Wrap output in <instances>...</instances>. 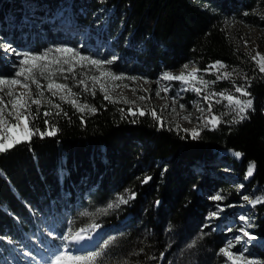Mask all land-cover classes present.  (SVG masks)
<instances>
[{
	"label": "trees",
	"instance_id": "obj_1",
	"mask_svg": "<svg viewBox=\"0 0 264 264\" xmlns=\"http://www.w3.org/2000/svg\"><path fill=\"white\" fill-rule=\"evenodd\" d=\"M25 1L40 18L67 9L68 21L99 38L106 58L116 53L114 69L154 79L182 65L202 71L220 61L240 72L253 103L246 119L204 127L194 139L153 119L152 110L160 116L153 106L144 116L129 115L125 104L105 100L81 69L74 70L61 81L95 112L77 111L63 100L54 102L59 109L39 106L30 127L44 131L47 119L55 135L41 139L37 133L0 153V239L11 243L6 234L14 226L23 230L21 218L32 221L33 210L46 208L60 214L57 232L65 226L70 234L96 224L107 227L110 238L93 264H207L223 246L222 235L202 224L208 191L223 190L239 200L218 170L231 165L243 179L246 165L254 163L243 186L264 185V75L227 29L234 21L264 25L258 16L264 0H0V33L11 30L10 20L21 15ZM33 19L38 28L23 27L29 39L36 29L53 39L47 20ZM3 64L0 50V74ZM229 80L217 81V89L230 91ZM37 107L31 105L34 115ZM44 111L52 115L45 118ZM223 150L238 152L241 160L220 154ZM133 193L135 199H129ZM253 213L262 239L254 248L262 257L264 216L257 207Z\"/></svg>",
	"mask_w": 264,
	"mask_h": 264
},
{
	"label": "rangeland",
	"instance_id": "obj_2",
	"mask_svg": "<svg viewBox=\"0 0 264 264\" xmlns=\"http://www.w3.org/2000/svg\"><path fill=\"white\" fill-rule=\"evenodd\" d=\"M24 3L25 9L21 11V15L12 17L10 20L11 30L4 34L0 33V50L3 54V65L5 67L2 71L4 73L0 74V79H22V77H14V73L19 70L17 62L22 56H17L14 53L6 54L4 51L6 44H10L22 54L29 53L43 55L44 53H49L51 56L53 55L51 52L52 49L55 47L66 46L71 47L74 52L79 53V55L86 56L90 59H96L97 61H108L116 58L115 52L112 53L110 58H106L103 52L104 46L100 44L97 36H94V34L87 29L68 21L66 18L68 12L67 9L65 11L63 8H60L55 11L51 17H43L41 15L40 18L39 14L34 13V10L36 9L31 3L28 1H25ZM34 16L37 18L39 17L40 23H44L47 20L54 31L55 36L53 39L45 40L39 29H34L35 32L31 33V38L29 39L28 32L24 31L23 27L25 25L35 24V27L38 28L39 22L33 19ZM258 16L264 18V10L260 11ZM18 23L20 24L19 26ZM227 29L233 36L238 48L248 55L251 61L255 64L257 70L264 75V72L260 71L259 63V58H264V25L250 26L241 21H234L228 25ZM55 55L57 58H60L61 56L69 58L71 64L75 66V70L81 69L84 73L85 79L98 89L103 96H109V100L125 104L128 108H131L134 111L139 109L145 112L153 106L154 108H157V111L160 113L159 121L167 123L174 129L187 130L189 134L192 133L193 129L200 131L205 127L202 123L203 119L213 114L220 116L222 122L233 123L234 113L225 107L227 101L213 103L212 113L207 111L208 104L203 101L201 97L212 91L218 93L223 91L218 90L215 84H210L208 88L201 93V96H198L196 92L191 90L180 91L183 85L179 81H167L161 79L165 74L179 76L182 72H191L193 68H196L195 66H188V68L185 69L184 65H182L180 68L170 69L165 74H161L154 79H148L140 75H132L126 71L114 69L108 63L92 65L87 63V61H81L79 57L72 58L69 54ZM254 57L257 59H254ZM216 62L220 61H215L210 65ZM41 63H43V61ZM52 67H56V65H52ZM63 67L67 69L69 65H63ZM102 72L105 74L101 75ZM224 72L231 73L228 77L230 79V91L224 90V92H231L236 96H239V93H235L233 84L243 85L245 88L243 76L238 70L229 69L227 67L220 69L219 72L213 71L212 75L216 78L217 75ZM67 74L70 73L57 72L54 79L57 82L63 83L61 80ZM199 74L203 75L205 80L214 81L211 80L207 74H204L203 71ZM36 75L41 84L44 85L45 97L52 101L50 104L46 100H42L40 106L45 107L46 109H53L55 100H61L59 98L60 94L58 93L57 96L53 97L51 92L47 91L46 87L49 78H42L39 71L36 72ZM113 76H118L120 79H113ZM45 77H47V72L45 73ZM93 77H96L97 79L94 81L92 79ZM102 85L104 91H101ZM165 86H169L171 89L167 95L161 91ZM8 87H10L14 93L25 92V89L19 86H7L5 87V92L8 90ZM31 88L33 95L35 96L36 86L31 85ZM157 91L160 92L159 96L156 95ZM5 92H0V95H5ZM63 95L66 97L63 101L72 104L71 102L75 100L79 102L80 107L85 106L84 103H81L75 97L76 95L70 96L66 91ZM172 96L176 97L175 103L169 98ZM141 97H144V99H141ZM5 98L8 99V97ZM217 99H219V97H217ZM241 99L247 100L251 98L245 96L241 97ZM181 104L184 105L183 110L180 108ZM87 109L88 108L85 107L84 111ZM199 109H204V111H200ZM5 115L7 116V113H5ZM185 117H187V119ZM7 119L12 123L16 122L11 116H8ZM208 127L211 128L212 126L209 125ZM17 135H19V133H17ZM235 153L238 152L233 150L220 151V154H228L240 161L241 155L236 156ZM251 164L252 163L246 165L243 172V179L237 174V171H235L231 165L222 167L218 170V174L224 180L228 181L229 185H232V187L237 190L239 200H233L223 190L218 189L208 191L207 200L209 206L203 216L202 224H208L211 231L215 228L216 230L213 232H218L222 235V247L227 248L228 242L232 241L233 237L241 234L239 232V227L244 224V221L239 219L240 215L243 214L244 216H247L252 225V227L247 230L255 236V239L249 240L247 237H244L242 243L232 241L236 246L231 248V251L241 252L246 247V258L253 259L256 262H264V250L262 257H258L259 252L254 248L256 245H261L262 239L255 233L258 227H256L255 214L253 213V209L257 207L260 209L261 216L263 217L264 203H257L255 205L250 203L252 200L264 197V185L241 187L243 181L250 178L247 176V172ZM216 196H220L221 199H215ZM245 196L248 197L247 200L243 199ZM121 199L125 200V198ZM61 212L63 213L64 210H61ZM32 213V221L26 219L27 217L21 218V224L24 225L22 231L14 226L10 234H6V236L10 238L11 243L4 242L0 239V264H93L97 249L102 248L110 238V235H106L104 226L99 224L92 225L87 231H84V233L88 235L82 233L85 237L84 239L88 240L92 234H100V236L93 245L80 248L74 243V237L78 231L70 234V229L65 226L62 230L57 232V218H59L60 214H51L46 208L42 210H33ZM213 213H216L217 215H212ZM228 229H231V231H228ZM99 231L100 233H98ZM3 236L4 235H0V238ZM66 240H68L69 245ZM222 247H220V249ZM219 250L213 257H211L207 264H230L227 257H225Z\"/></svg>",
	"mask_w": 264,
	"mask_h": 264
},
{
	"label": "snow or ice",
	"instance_id": "obj_3",
	"mask_svg": "<svg viewBox=\"0 0 264 264\" xmlns=\"http://www.w3.org/2000/svg\"><path fill=\"white\" fill-rule=\"evenodd\" d=\"M6 54H15L17 56H22V58L17 62L19 70L14 73V77H22V79L11 78V79H0V86H19L25 89L23 93H14L10 87L5 92V87H0V92H5V95H0V153L7 151L10 147L15 146L18 143L27 141L30 142L31 137L35 134H39L40 138L43 139L45 136H52L56 133V128L54 126L49 125V121L47 119L44 120L45 130L41 131L39 128L30 127L32 121L39 118L40 115V105L42 100H46L48 103H52L50 99H47L44 94V85L41 84L40 80L37 78L36 72L39 71L40 76L42 78H49V82L47 83V91L51 92L52 96L55 97L57 94H60V99L65 100L66 97L63 93L66 91L68 95L74 96L76 93L72 92L71 87H69L66 83L57 82L54 77L57 72L60 73H72L75 70V66L71 64L69 58H65L61 56L57 58L55 54H69L72 58L79 57L81 61H87V63L92 65H100L102 63H112V60L108 61H97L96 59H90L86 56L79 55V53L74 52L71 47L61 46L55 47L51 50L53 55H49V53L41 54H29V53H20L16 49H14L10 44L5 45L4 49ZM259 55V54H258ZM115 59V58H114ZM254 59H257L254 57ZM43 61V63H41ZM260 63V71L264 72V58H259ZM52 65H56V67H52ZM63 65H69L67 69L63 67ZM222 62H216L212 65L206 66L203 71L204 74H212L213 71L219 72L220 69L225 68ZM184 68L187 69L188 65H184ZM47 72V77H45V73ZM201 70L193 68L191 72H182L179 76H172L170 74H165L161 77L163 80L167 81H179L183 85L180 91H194L197 93L198 96H201V93L208 88L210 84H215L217 81L221 80L222 78H228L231 73L224 72L220 73L216 76V80L208 81L203 78V75L199 74ZM105 73L102 72L101 75ZM67 76H64V79L67 80ZM74 80L76 79L75 76L72 77ZM94 81L97 79L96 77L92 78ZM113 79H120L118 76H113ZM30 81V83H29ZM78 83L83 84L84 81L80 80ZM31 85L36 86V95H33V91ZM233 88L235 93H239V96H236L234 93L231 92H216L212 91L211 93L203 95L201 98L208 104L207 111L212 113V105L213 103H222L223 101H227L225 107L231 110L234 113L233 116V123H239L241 120L247 118L248 110L252 108V100L251 99H241V97L250 96L243 85H236L233 84ZM87 86L85 85V91H87ZM169 86H165L161 91H163L166 95L170 91ZM101 91H104L103 85L101 86ZM95 95V91H93V96ZM157 96L160 95V92L157 91ZM5 97H8L6 99ZM219 97V99H217ZM173 100V103L176 102V97L172 96L169 97ZM105 100H109L110 97L105 95ZM144 99V97H141ZM30 101V103H29ZM72 105L77 111L83 112L84 107L79 106V102L73 100ZM31 105H37L36 114L34 115L31 111ZM57 109L60 108V105H54ZM181 110L184 109V105H180ZM89 111L95 112V108H88ZM200 111H204V109H199ZM123 111V109L121 110ZM129 115H136V111H139V115L144 116L146 113L142 110L137 109L134 111L133 109L129 108L128 110ZM7 113V116L5 115ZM60 112L58 111L56 115H59ZM67 115V113H64ZM45 118L52 115L51 112L44 111L42 114ZM153 119L160 120V117L157 116L155 110L151 112ZM8 116H11L15 123H12L7 119ZM187 119V117H185ZM81 120L83 121V116H81ZM222 122V118L218 115H210L203 119L202 123L205 127L211 125L212 127L209 130L214 129L219 123ZM162 124V122H161ZM187 131V130H185ZM19 133V135H17ZM192 137L195 139L199 135V131L196 129L192 130L191 133ZM236 156H239V153H235ZM255 169V164L252 163L249 166L247 176H252L253 171ZM150 179V177L148 178ZM147 182V180H145ZM243 187V185H241ZM129 199H135V193H133ZM215 199H221L220 196H216ZM243 199L247 200L248 197L245 196ZM127 200L121 199L120 203H127ZM159 203V202H157ZM253 205L257 203H264V197L256 200L250 201ZM113 205L109 204L108 207L111 208ZM212 215H217L213 213ZM240 220L244 221V224L239 227L240 235H237L232 238V241L237 243H242L244 237H247L249 240L255 239V236L250 233L247 229L252 227L251 223L248 220L247 216L243 214L239 217ZM203 227H209L208 224L203 225ZM216 229L213 228V231ZM231 231V229H228ZM232 241L228 242L227 248H221L219 251L223 253L225 257H227L230 264H256V261L253 259L246 258L247 248L245 247L241 252H232L231 248L235 247V243Z\"/></svg>",
	"mask_w": 264,
	"mask_h": 264
},
{
	"label": "bare ground",
	"instance_id": "obj_4",
	"mask_svg": "<svg viewBox=\"0 0 264 264\" xmlns=\"http://www.w3.org/2000/svg\"><path fill=\"white\" fill-rule=\"evenodd\" d=\"M196 69H197V67H196ZM82 233H84V231L83 232L78 231L74 237V243L80 248L93 245L96 242V240L98 239V237L100 236V234H92V236L90 238H88V240H87V239H84L85 237L83 236ZM98 233H100V231ZM84 234H86V233H84ZM78 235H81V236H78ZM86 235H88V234H86Z\"/></svg>",
	"mask_w": 264,
	"mask_h": 264
}]
</instances>
